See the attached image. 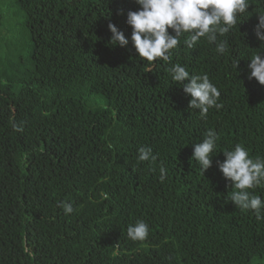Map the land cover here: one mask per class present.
Segmentation results:
<instances>
[{
	"label": "trees",
	"instance_id": "obj_1",
	"mask_svg": "<svg viewBox=\"0 0 264 264\" xmlns=\"http://www.w3.org/2000/svg\"><path fill=\"white\" fill-rule=\"evenodd\" d=\"M250 3L225 54L181 38L171 63L150 64L110 43L109 23L130 40L135 0H0V264H264V220L236 208L218 167L237 143L264 158V85L247 67L264 52V0ZM175 63L207 74L223 107L192 110ZM210 129L203 173L193 145ZM137 221L143 241L127 235Z\"/></svg>",
	"mask_w": 264,
	"mask_h": 264
},
{
	"label": "clouds",
	"instance_id": "obj_2",
	"mask_svg": "<svg viewBox=\"0 0 264 264\" xmlns=\"http://www.w3.org/2000/svg\"><path fill=\"white\" fill-rule=\"evenodd\" d=\"M139 8L127 12L126 23L131 27V36L126 38L123 31L115 24L109 23L110 43L113 46H132L150 64L155 61L171 63L173 51L183 44L194 48L201 38L209 44H215V51L225 54L228 50L227 40L220 39L240 24L248 13L250 0H135ZM258 23L254 32L256 38L264 44V13H257ZM264 52H257L250 59L247 67L249 79L255 78L264 85ZM239 61L236 62L237 68ZM172 80L179 84L185 95L190 96L189 107L198 110L202 118H207L209 109H220L221 92L210 81L207 74L192 75L185 66L172 64L168 69ZM17 130H22L17 128ZM220 139L214 130H208L199 143L193 145L192 160L198 162L203 173L212 165V157L216 154L217 141ZM225 159L218 162L219 170L224 178L231 182L230 201L241 212L253 211L257 220H264V199L249 191L264 186V158L249 155L247 149L237 143L232 150L223 151ZM157 157L151 147L138 149V161L155 162ZM160 180L166 178V169L161 162ZM60 207L65 215L73 212L69 202H61ZM149 234V225L137 221L129 225L127 235L133 241H143Z\"/></svg>",
	"mask_w": 264,
	"mask_h": 264
},
{
	"label": "rangeland",
	"instance_id": "obj_3",
	"mask_svg": "<svg viewBox=\"0 0 264 264\" xmlns=\"http://www.w3.org/2000/svg\"><path fill=\"white\" fill-rule=\"evenodd\" d=\"M8 13H11V11H9Z\"/></svg>",
	"mask_w": 264,
	"mask_h": 264
}]
</instances>
